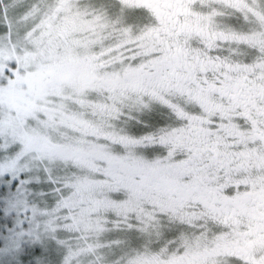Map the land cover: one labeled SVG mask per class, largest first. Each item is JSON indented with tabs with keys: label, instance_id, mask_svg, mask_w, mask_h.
I'll use <instances>...</instances> for the list:
<instances>
[{
	"label": "snow or ice",
	"instance_id": "obj_1",
	"mask_svg": "<svg viewBox=\"0 0 264 264\" xmlns=\"http://www.w3.org/2000/svg\"><path fill=\"white\" fill-rule=\"evenodd\" d=\"M0 264H264V0H0Z\"/></svg>",
	"mask_w": 264,
	"mask_h": 264
}]
</instances>
